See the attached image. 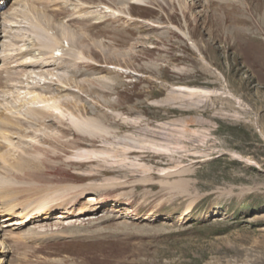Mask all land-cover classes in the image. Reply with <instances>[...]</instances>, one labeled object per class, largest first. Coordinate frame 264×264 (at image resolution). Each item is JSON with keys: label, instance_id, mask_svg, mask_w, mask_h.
<instances>
[{"label": "rangeland", "instance_id": "obj_1", "mask_svg": "<svg viewBox=\"0 0 264 264\" xmlns=\"http://www.w3.org/2000/svg\"><path fill=\"white\" fill-rule=\"evenodd\" d=\"M119 15L87 23L75 36L87 60L59 69L93 137L55 115L28 123L0 89L19 157H0V208L49 187L116 185L76 193L63 224L3 228V264H264V0H146Z\"/></svg>", "mask_w": 264, "mask_h": 264}, {"label": "bare ground", "instance_id": "obj_2", "mask_svg": "<svg viewBox=\"0 0 264 264\" xmlns=\"http://www.w3.org/2000/svg\"><path fill=\"white\" fill-rule=\"evenodd\" d=\"M17 1L19 2V4L15 3L17 7L14 8L12 6V8L8 7L10 8L9 10H4L5 5L8 4V0H0V69H2V73H0V89L3 91L7 88L6 91H8L13 84L11 76H16V80H20L22 86H17L18 84L16 81L15 87H19V89H17V96L24 94L22 97L23 100L19 104L20 107L24 109L23 116L28 123H44L45 119H49L52 115H55L63 120H66L71 128L73 127L77 133L93 137L94 134L91 132L93 130L92 128L95 126L93 125V120L82 117V113L87 111L86 107L85 105L80 104L76 94L72 96L70 95L71 91L69 88V82H66L67 79H65L63 72L60 73L61 71H59V69L61 67H64L63 70L71 67L74 68L76 65H79L87 60L82 47H79L76 43L79 39L75 38L78 32H82L81 30H88L87 23L90 22L91 25L93 20H103L108 16H112L114 18L116 13L123 15L125 14V11L127 12V10L130 9V5H139L141 3H145L146 0H113L115 7L111 9L109 5L103 3L90 4L89 2H83L81 0ZM101 6L110 10V12L106 11L102 14H95V12L91 11L93 7L98 8ZM19 18L21 19L20 21L17 20ZM60 21L62 22L59 25H56V23ZM78 25H81V27L79 28ZM13 30H19L20 32L23 31L24 33H22V35L27 33L29 34L27 38L26 36L24 38L22 35L17 37L15 32L14 34L16 36L13 33L11 34ZM27 30L30 32H26ZM182 35L185 38H189L188 34L185 32H183ZM190 44L193 50L198 52L197 46L192 42H190ZM56 51L60 52V55L56 57L57 59L53 58L55 56L54 52ZM203 62L206 61L203 60ZM12 63L14 64L13 69H15L13 73H7L3 76V73L7 72L4 70H7V67H9ZM17 67H21L22 69L17 70ZM3 77L6 78V80H9V82L3 79ZM102 79L107 80V78ZM21 88L25 89V91L19 92ZM175 90L184 92L191 96L198 95L204 97H215L218 95V92L206 91L197 88L176 87L174 88V91ZM81 91H83V89L78 87V92ZM1 93L2 92H0V99H3L4 103L6 100L5 95L1 96ZM3 103L2 101L0 102L2 107H4ZM2 112L6 114L4 110H2ZM119 116L120 114L118 113L103 115L102 120L104 122L109 119H113V117L116 118ZM8 123V117L4 115V118L0 120V157L5 154H9L10 151H12L14 154L9 155L11 157L14 156L16 159V147H13L14 142L12 141L13 133L7 131V129L11 127ZM95 128L97 127L95 126ZM99 128L101 131L108 132V130L103 128V126H100ZM106 135L107 133L104 137ZM21 140L22 139L18 137V143L23 141ZM132 152H136V150H129L125 154L128 155ZM10 156L9 158H11ZM86 156L90 159L93 157L89 153H86ZM18 159L19 157L16 159L17 162L19 161ZM21 162L27 163L25 160ZM125 172L127 174V171ZM112 186L116 185L109 182L98 185L87 184V187H94L95 189L98 188L101 190L108 189ZM82 187L83 186H81V188L49 187L50 189L44 191L43 194L41 193L39 195L38 192H35L34 194L36 197L34 199L28 198L24 200L21 202L23 204L21 206V203H17L15 198L12 200L10 199V204H4L5 207L3 206L0 208V222L5 223V225H0V233L4 231L3 228H10V233L11 231H22L28 224L31 223V221L34 220L41 223L37 224V222H35L34 226H37V228H41L44 225L49 226L51 221H54V224H63V221L65 219L67 220L71 211L75 208V198L77 197L76 193H79L80 191L81 193L79 195H81L84 192H87V187ZM78 189H81L82 191ZM13 195L14 194L10 197L12 198ZM87 201L93 202L94 198H89ZM191 206L192 203L189 204L185 213H188L187 211L191 208ZM57 211H61V213L53 214ZM69 229L60 234L65 235V237L73 236L72 232L69 233ZM43 233L44 232L41 231V234ZM40 236H37V238H40ZM6 248V244L1 241L0 256L3 259L0 257V264H3Z\"/></svg>", "mask_w": 264, "mask_h": 264}]
</instances>
